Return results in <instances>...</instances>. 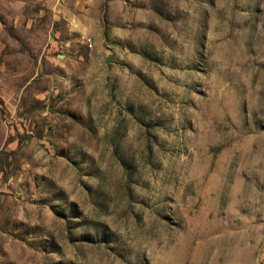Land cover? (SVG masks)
I'll return each instance as SVG.
<instances>
[{
  "label": "rangeland",
  "instance_id": "374dc122",
  "mask_svg": "<svg viewBox=\"0 0 264 264\" xmlns=\"http://www.w3.org/2000/svg\"><path fill=\"white\" fill-rule=\"evenodd\" d=\"M0 264H264V0H0Z\"/></svg>",
  "mask_w": 264,
  "mask_h": 264
},
{
  "label": "water",
  "instance_id": "95a60500",
  "mask_svg": "<svg viewBox=\"0 0 264 264\" xmlns=\"http://www.w3.org/2000/svg\"><path fill=\"white\" fill-rule=\"evenodd\" d=\"M106 64H107V65L109 64V60L106 62Z\"/></svg>",
  "mask_w": 264,
  "mask_h": 264
}]
</instances>
